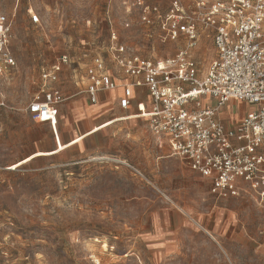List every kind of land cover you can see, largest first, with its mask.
Returning a JSON list of instances; mask_svg holds the SVG:
<instances>
[{
	"label": "rangeland",
	"instance_id": "rangeland-1",
	"mask_svg": "<svg viewBox=\"0 0 264 264\" xmlns=\"http://www.w3.org/2000/svg\"><path fill=\"white\" fill-rule=\"evenodd\" d=\"M138 1L0 0L17 60L0 81V264H251L257 244L264 247V209L249 195L217 201L209 182L170 157L145 121L115 123L64 153L32 157L54 141L27 108L40 93L42 71L61 56L71 64L59 86L72 99L61 104L60 128L74 138L120 115L113 110L87 122L72 106L84 98L90 59L106 53L113 33L146 59L178 51L160 40L157 26L141 23ZM140 1L153 14L173 2ZM30 8L40 25L31 24ZM214 57L212 41L202 40L196 59L203 72ZM253 110L229 102L220 118L231 128Z\"/></svg>",
	"mask_w": 264,
	"mask_h": 264
},
{
	"label": "built area",
	"instance_id": "built-area-1",
	"mask_svg": "<svg viewBox=\"0 0 264 264\" xmlns=\"http://www.w3.org/2000/svg\"><path fill=\"white\" fill-rule=\"evenodd\" d=\"M137 6L141 23L157 26L160 40L173 42L178 51L146 59L119 44L113 33L108 58L93 56L86 68L90 102L122 88L119 105L127 110L133 89L146 88L148 128L168 144L171 155L207 180L217 201L249 195L264 209V0H173L162 14L140 0ZM29 14L31 24H41L32 8ZM202 40H211L215 50L204 72L196 59ZM12 41V21L0 14V81L17 68ZM69 64L63 55L42 71L40 93L27 108L31 121L56 124L57 107L69 99L56 84ZM117 73L126 82L117 83ZM229 102H245L254 110L229 128L220 118Z\"/></svg>",
	"mask_w": 264,
	"mask_h": 264
},
{
	"label": "crops",
	"instance_id": "crops-1",
	"mask_svg": "<svg viewBox=\"0 0 264 264\" xmlns=\"http://www.w3.org/2000/svg\"><path fill=\"white\" fill-rule=\"evenodd\" d=\"M108 48L105 51L106 53H104V56L106 58H108V53H107ZM96 55L100 56L101 54H95L93 56H96ZM91 64H92V58L90 59V63L87 66H89ZM116 81H117V83L122 84V83L126 82V79L122 74L117 73ZM59 82H60V80H59ZM59 82L56 84V87L61 89L59 86ZM82 85H83V89L80 91V94H83L84 98L79 99L77 101H74L72 103V106L74 107V111L76 112L74 114L76 117H83L85 121L89 122V118H93L96 115L105 114V113L111 112L113 110L119 111L120 115L115 116L112 119L107 120V121H105V122H103L97 126H94L91 130H89L88 132H86L82 135H79L77 137L72 138L71 133H69V136L65 134L66 132H68L67 129L60 128V109H61V104H60L57 107L56 124L52 125L49 122L42 123V124H44L43 125L44 127L50 128V131H51L52 137H53V141H54V145L50 151L39 152V153L33 155L32 156L33 158L39 157V156L52 157V156H56L58 154L64 153L68 149L81 144L82 142H84V140H86V139L92 137L93 135L107 129L108 127L112 126L115 123L127 122V121H133V120L138 121L139 120V121H145L148 124V120L144 115L148 112V110L150 108L151 99H150L148 90L146 88L135 87L133 89V93H132L131 106L129 107V109L124 110L119 105L120 98L123 95V89L122 88H119L115 91L99 93L98 94V102L96 104H93L90 102L89 96L86 93V89L88 86V82L86 80V71H85V75L82 77ZM69 99H72V97H69ZM243 117H241L236 122V124L238 122H240L243 119ZM122 119H125V120H122ZM61 131L63 132V135H62ZM155 138H157V137H155ZM64 139H65V141H64ZM157 139L159 140L160 143L162 141L168 146V144L164 140L159 139V138H157ZM168 148H169V146H168ZM169 150H170V148H169ZM170 157H173L171 155V152H170ZM173 158L181 161L180 159H178L176 157H173ZM181 163L183 165H185L182 161H181ZM191 172L194 173L193 171H191ZM262 235H264V234H262ZM240 239L243 240L242 236L236 237L235 241L241 242ZM257 245H259V248L256 251V254H255L256 256L248 259L247 261L251 262V264H264V258L259 256V254H261L262 249H264V247L261 244H257ZM259 251H260V253H259ZM231 264H240V262L239 261H231Z\"/></svg>",
	"mask_w": 264,
	"mask_h": 264
}]
</instances>
